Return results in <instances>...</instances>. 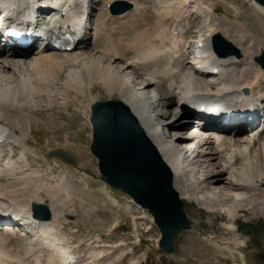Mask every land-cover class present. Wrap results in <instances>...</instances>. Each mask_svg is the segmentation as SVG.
<instances>
[{"label":"bare ground","instance_id":"bare-ground-1","mask_svg":"<svg viewBox=\"0 0 264 264\" xmlns=\"http://www.w3.org/2000/svg\"><path fill=\"white\" fill-rule=\"evenodd\" d=\"M2 1L9 10V15H6L3 19L4 25L9 24L11 27L22 26L35 15L38 16L37 13L44 8L40 0ZM116 1L128 2L133 8L127 13L114 16L110 11V7ZM155 1L156 9L151 8L153 10L158 9L157 12L155 11L156 19L150 17L152 11L149 10L148 5L152 3V0H104L102 2L101 8L96 14L97 19L92 36L98 43L104 44L102 45L103 48L101 47L103 50L99 52L101 54L99 58L94 55H87V53L78 56L79 50L86 41V31L89 27L87 25L81 39L74 45L75 48L72 52L44 48L38 51L36 55L33 54L34 56L29 60L30 63H26L23 58L15 57V59H20V62L18 60L19 63H11L5 60L6 63L4 64L1 62L3 60L2 51L9 49V52L14 56H18L21 51L11 47L9 43L7 44L9 41L0 32V75H5L10 70L14 76V78L12 76L6 81L0 80V120L8 119L15 129L17 128L20 131V135H16L10 131L11 127L0 124L1 139H5L9 143L7 147H23L19 158L13 161L11 155L4 156V149L7 147L0 145V159L6 158L7 161L4 168L0 164V179H9L7 187L0 185L1 219L6 221L17 220L20 225L27 223L33 219L32 206L35 203L43 204L39 202L41 201L40 198H37L38 202L34 200L40 192L59 190L57 192L59 193L65 187L64 177L62 179V181L64 180L63 183H57L56 187L48 186L46 188L47 186L45 187L43 181L48 178L47 174H39L29 166L27 156L34 155L37 157L36 152L28 144L34 123L32 118L37 117L38 114L40 115L43 105H47L51 110L63 107L69 108L72 103L71 99H78L80 105L83 106L84 104L80 98H84L87 101L86 107L91 109L94 101L92 90L97 84H102L110 94L118 93L121 96L122 102L137 118L147 136L172 170L175 188L182 199L192 202L202 194L206 187L208 188V185L215 187L216 193L212 194L215 202L210 199V196L204 202L210 212L224 213L229 223L224 228L227 234L233 235L235 233L236 225L234 222L246 206L250 207L253 213L260 214L264 212V202L250 200L256 197L257 194H263L261 186L264 174L260 162L264 161V130L255 133L251 131V135L247 137L248 140L238 141L235 139L233 144H228L229 141L225 137L229 130L226 129L213 134L209 143L204 146L207 147L206 151L203 152V147H201L195 157L206 169L214 171L210 174L214 177L203 179L202 182L193 181L188 179L192 167V163L187 164L186 152L188 150L184 148L183 143L175 142L173 137L168 136L171 129H177L174 121L178 118V115L173 111H167V115L171 116L173 121L172 124L171 122L167 123L166 127L165 124L161 123V119H163L161 115L155 111L156 104L162 103L164 107L167 103L168 106H175L181 111H186L188 108L202 109L224 104L232 110L233 116L237 115L232 122L228 123L230 129L244 133L241 120H245L249 116H254L256 120L260 117V106L264 105V71L261 69L263 72H257L258 67H251V65L249 68L238 71L234 69V66L240 62L241 58L221 57L215 53L212 42L215 36L221 35V31L213 24L217 21L216 12L210 6L205 5L206 0ZM247 1L264 16V8L257 6L253 0ZM92 3V0L54 2L52 11L56 9H59V11L45 25L46 31L52 37L58 38L71 32L77 24H80L87 16L94 13V8L90 7ZM222 3L238 14V7L229 5L227 1ZM177 16H181L182 19L187 21L199 18L197 22L198 36L194 48L191 50L192 63L186 68V72L182 74L180 83L175 79L178 73L174 68L165 67L158 72L139 74L137 68L134 67L132 74L137 76L140 81L138 82V84L140 83V89H137L132 81L123 75L122 68L118 67V61L125 63L124 58L130 56L133 52H136L137 55L132 59V62H128L129 67L136 65L146 67L150 63H156L162 57L166 60H173L175 55L181 52L180 44L185 42L186 36L183 31L177 28L169 31L167 27V22L178 19ZM128 19H132L131 25H127L125 24L126 21H122H128ZM114 20H121L125 28L122 29L123 31L117 32L116 36L111 35L114 37L104 38L105 34L103 35V33L107 35L112 31L107 27V24ZM0 29L2 30L1 27ZM129 35H132L131 41L124 44V38L121 39V37ZM250 35L248 33L246 36ZM13 36L14 34L10 35V38ZM246 36H242V39H246ZM114 38L116 39L113 40ZM27 49L29 48L27 47ZM21 50L23 52L28 51ZM240 51L242 53L243 50ZM247 51L250 57L256 58L257 54L254 53L252 48H248ZM109 58L116 60L115 64L108 61ZM32 59L34 60L31 61ZM69 69H73V71H69ZM216 69L223 73V81H217L211 76L210 72ZM67 70L69 71L68 74ZM62 76L63 78H61ZM161 78H167L169 82L159 86L158 80ZM214 86L217 87L216 90L212 88ZM153 90H156L155 99L153 96H148ZM245 90H248L249 94L246 95ZM7 107H11L12 111L19 112V115L16 117L8 115L6 113ZM77 111H80V108H77ZM239 112L243 114L239 115ZM53 116L56 115L53 114ZM245 122L247 126L252 124L251 122L247 123V120ZM68 142L70 141L68 140ZM210 144H213L211 149L208 148ZM223 152H226V156L224 160L220 161L219 155ZM193 153L196 152L193 151ZM258 155L261 157H257ZM237 158H242L248 162L247 167L242 172L236 167L238 164ZM215 160L220 161V167L217 166V163H213ZM20 174L23 176H18ZM52 178H54V174L51 176ZM40 184H42V187L39 189ZM208 190L209 192L206 195L211 194V190L209 188ZM65 191L66 189L63 192ZM217 193L225 199L233 198L244 204L243 206L225 207L224 201L219 199ZM66 194L68 197V193ZM24 195L26 196L24 197ZM107 195L112 199V193ZM113 201L118 205L116 200ZM219 201H223L222 205ZM216 205L223 206L224 208L220 210H224V212L215 210ZM64 207L65 205L61 203L56 207L57 210H52L49 207L52 218L48 221L34 220L35 225L31 228L32 235L29 234L28 241H26V238L24 239L23 246L26 248L23 249L25 251V254H23L26 257L33 256L34 258L33 254L36 255L38 252V248L35 247L39 245L41 247L39 254L40 250L44 249L52 255L48 264H75L77 262L75 248L57 230L61 218L58 208L64 209ZM5 227L0 226V229ZM2 232H0V264H25L20 255L11 256L6 249V237L14 236L15 233L7 228L4 233ZM105 254V252H100L96 256L94 255L95 258L90 259L86 264H99V259L101 260ZM38 255L34 259H36V264H41L42 255Z\"/></svg>","mask_w":264,"mask_h":264},{"label":"rangeland","instance_id":"rangeland-1","mask_svg":"<svg viewBox=\"0 0 264 264\" xmlns=\"http://www.w3.org/2000/svg\"><path fill=\"white\" fill-rule=\"evenodd\" d=\"M43 1H45L43 4H45L48 0ZM92 1L93 3L90 4V7L94 8V13L90 16V24L86 31V41L79 50L78 56L87 53V55H94L99 58L101 57L99 52L103 50L101 47L104 44L98 43L95 38L94 41L92 36L93 27L97 19L96 14L101 8V4L104 0ZM223 1H227L231 6L238 7V14L230 10L231 8L222 3ZM51 5H53L52 2L48 3V6L51 7ZM205 5L210 6L216 12L215 16L217 17V21L213 24L221 31V35L238 46L240 50H243V57L240 62L234 66V69L240 71L249 68L251 65V67H258L256 69L257 72H263L260 66L255 62V57L252 58L247 54V49L252 48L254 53L257 54L256 57L260 55L263 50L264 16L260 14L255 7L249 4L247 0H206ZM148 7L149 10L152 11L150 17L155 18L158 9L153 10L151 7L156 9V1L154 0L153 2L152 0V3L149 4ZM177 17L178 19L176 20H169L167 22V27L169 31L177 28L183 31L186 36L185 42L180 44L182 48L181 52L176 54L173 60H166L162 57L158 59L159 62L150 63L146 67H140L139 65L129 67L128 62H132V59L137 55L136 52H133L130 56L124 58L127 64L118 61V67L122 68L123 75L126 76L128 80L132 81L137 89H140V83L138 84L140 81L137 76L132 74L135 68H137L139 74H144L158 72L165 67H171L178 73L175 79L180 83L182 74L186 72V68L192 63L193 55L191 54V50L194 48L198 36L197 22L199 18L187 21L182 19L181 16ZM116 21H110L107 24V27L113 32L109 31L110 33L107 35L103 33V35L105 34L104 38L114 37L111 35L116 36L117 32L123 31L122 29L125 28V25L123 26L122 21H126L125 24L127 25L132 24V19H128V21ZM248 33L251 35L247 37L246 35H248ZM242 36H246V39H242ZM131 37L132 35L123 36L121 39L124 38V44H127L131 41ZM115 39L116 38L113 40ZM2 52L3 60H1V62L4 64L6 63L4 62L5 60L11 63L20 62L19 58L15 59V56L8 51ZM32 56L26 53V57L23 58V60L26 63H30L29 60ZM129 59H131V61H129ZM33 60L34 59L31 61ZM107 60L111 61L112 64L116 62V60L112 58ZM69 71H73V69H69ZM69 71L67 70V74ZM12 76L13 74L9 70L7 74L1 76L0 80L6 81V79L12 78ZM61 78H63V76ZM252 78L251 76V79ZM168 82L169 79L167 78L158 80L159 86L165 85ZM212 88L214 90L217 89L215 86ZM92 94L94 98L92 105L95 101H122L118 93L110 94L102 84L95 85ZM150 94L148 96H153L154 99L156 98V90H153ZM80 99L84 104L83 106L80 105L78 99H71L72 103L69 105V108L63 107L51 110L47 105H43L40 110V115L38 114L37 117L32 118L34 122L33 129L29 135L28 141L29 146L36 152L37 157L34 155L27 156L30 167L39 174H47L48 178L43 181V184L45 182V187L47 186L46 188H48V186L56 187L57 183H63L64 180L62 181V179L65 177V187H63L62 191L59 193H57L59 190L54 192L43 191L40 192L34 200L38 202L39 200L37 198H40L41 201L39 202L47 204L52 210H57L56 207H58L60 203L65 205L64 209L58 208L61 218L57 230L59 234L62 237L64 236L71 246L75 248L76 258L78 255L79 264L88 263L90 259L95 258L100 252H105L106 254L101 260L99 259V264H264V261H257L255 259L256 255L264 254V212L260 214L253 213L250 207L246 206L245 210L239 213L237 220L234 222L236 225L235 233L233 235L227 234L224 228L229 223L224 213L216 214L210 212L206 208L207 205L204 202L209 196L210 199L215 202L212 194L216 193V191L214 190L215 187L211 185H208L211 194L206 195L209 192L206 187L202 194L194 201L190 202L184 200L186 212L191 222V230L185 231L179 237L176 243V253L174 255L162 253L158 244L161 236L159 229L151 225L148 219L138 218L135 212L136 209L134 207V209H132V207L129 206L126 195L119 191L112 190L101 181V175L98 171V162L90 151L92 126L90 118L88 117H90L91 110L86 107V99ZM163 105V103L156 104L155 111L157 114L161 115L163 118L161 119V123L165 124L166 127L167 123L171 122L172 124L173 121L172 117L167 115V111H173L178 115V118L174 121V124L177 125V129H171L169 131L171 135H167L173 137L175 142L183 143L185 148L186 144L190 145L191 143L188 141L189 130H187L188 126L186 123L189 120L187 118V116H189V111H181L175 106H168L167 103L166 107ZM77 108H80V111H77ZM10 111H12L11 107H7L6 113L8 115H12L13 117L19 115L17 111ZM259 112L264 115V107L262 110L260 109ZM53 114L57 117L53 116ZM263 120L264 118L260 120V124L255 125L254 129L252 128L254 133L264 130ZM8 122V119L5 118L0 120V124L9 128L11 127V132L20 135V131L17 128L15 129L11 122ZM251 131L247 133H239L237 131L232 133L227 132L225 137L229 141L228 144H233L235 139L238 141L248 140L247 137L251 135ZM68 140L70 142H68ZM22 148L21 146L5 148L4 156L11 155L13 161H15L19 158ZM206 148L207 147H203L202 151L205 152ZM208 148H213V144L208 145ZM57 150L65 151L75 160V164H66L52 157V153ZM186 156L188 157L189 153H187ZM225 156L226 152L221 153L219 155L220 161L224 160ZM257 157L261 156L258 155ZM189 158L191 159V157ZM5 159L6 158L0 159L2 160L0 164L3 168L7 162ZM256 159L253 160L257 161ZM220 161L215 160L213 163H217V166L220 167ZM237 162L238 164L236 167L241 172L248 165V162L244 161L242 158H237ZM260 163L262 165L261 170L264 174V161ZM191 168V172L188 174L189 180L202 182L203 179L214 177L210 175L214 171L206 169L201 162L197 161V158H195V162L192 164ZM53 174L54 178H52V180L51 176ZM18 176L23 175L20 174ZM7 182H9V179H0V185L7 187ZM41 187L42 184H40L39 189ZM65 189L66 191L63 192ZM261 189L263 194H257L254 198L249 197L252 198L250 199L251 201L264 202V180ZM109 192L110 194L111 192L114 194L112 195V199L107 195ZM65 193H68V197ZM216 195L220 200L224 201V203L223 201H219V203H221V205L222 203L225 204V207H233L235 205L243 206L244 204L233 198L225 199L218 193ZM25 196L26 195H24V197ZM113 200H118L119 205H116ZM221 205H216L215 210L223 209L224 207H220ZM220 211L224 212V210ZM5 230L6 228H1L0 232L3 231L2 233H4ZM12 236L6 237V249L10 252L11 256H17L18 254L23 258L25 264H36V259L34 258L39 254V249L41 247L36 245L35 248H38V252L36 255L33 254L34 258L33 256L26 257L24 255V250L26 248L23 246L24 239L26 238V241H28L30 236L23 234H15L13 237ZM39 255H42L40 259L41 264H48L52 256L51 253L44 249L40 250Z\"/></svg>","mask_w":264,"mask_h":264},{"label":"water","instance_id":"water-1","mask_svg":"<svg viewBox=\"0 0 264 264\" xmlns=\"http://www.w3.org/2000/svg\"><path fill=\"white\" fill-rule=\"evenodd\" d=\"M254 1L264 7V0ZM131 8L130 4L118 2L113 5L112 13L120 15ZM213 48L221 57H242L240 49L220 34L213 39ZM255 61L264 70V51ZM90 120L93 129L90 150L98 160L101 181L147 210L161 232V251L175 254L176 243L185 231L191 230V222L175 188L172 170L122 101L95 102ZM54 156L67 164H75L65 151L55 152ZM32 209L39 220L52 218L49 207L44 204L35 203ZM256 259L264 261V254L257 255Z\"/></svg>","mask_w":264,"mask_h":264}]
</instances>
